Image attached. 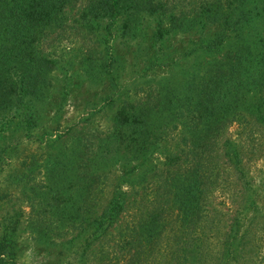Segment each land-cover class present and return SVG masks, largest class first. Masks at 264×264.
<instances>
[{
	"label": "rangeland",
	"instance_id": "1",
	"mask_svg": "<svg viewBox=\"0 0 264 264\" xmlns=\"http://www.w3.org/2000/svg\"><path fill=\"white\" fill-rule=\"evenodd\" d=\"M79 8L61 9L60 24L32 36L48 51L34 55L54 61L41 97L30 109L27 97L0 105V250L14 264H264L259 119L237 117L217 132L214 151L204 148L201 206L192 217L176 214L165 193L168 173L194 164L183 138L187 117L162 111L133 157L123 150L103 154L114 148L119 111L153 103L160 85L178 86L203 68L211 54L201 45L220 25L181 31L156 11L82 20ZM84 165L92 172L66 186L72 168ZM51 179L62 183L59 198L72 203L71 211L60 213L50 199H39ZM81 182L103 191L82 197ZM116 183L119 209L109 214Z\"/></svg>",
	"mask_w": 264,
	"mask_h": 264
},
{
	"label": "trees",
	"instance_id": "2",
	"mask_svg": "<svg viewBox=\"0 0 264 264\" xmlns=\"http://www.w3.org/2000/svg\"><path fill=\"white\" fill-rule=\"evenodd\" d=\"M77 5L82 20H114L122 15L156 11L161 20L181 31L193 29L200 33L207 24L220 25L201 45L211 54L203 68L198 66L191 71L178 86L160 85L153 103H141L128 113V108H122L112 129L114 148L109 150L106 143L98 149V155L107 148L102 151L105 156L123 150L127 157H133L142 150L152 130L150 120L162 111H170L175 118L187 117L189 125L183 138H187V153L194 157V164L184 168L188 172H169L165 193L166 202L174 206L176 214L194 216L201 206L205 180L198 161L204 148L214 151L217 132L237 117L244 120L247 115L259 119V130L264 131V0H0V105H18L27 97L26 109H30V103L41 97L46 74L54 61L34 55L44 40L36 42L31 40L32 36L37 30L60 24V10ZM230 33L233 40L229 42ZM220 44H225L226 49L215 57L213 53ZM86 172H92L86 165L72 168L66 186L73 188L74 181L83 179ZM61 184L47 180L39 199H50L54 209L61 207L60 213L69 212L72 203H62L59 198ZM118 187L116 183L111 190L112 203L105 207L109 214L117 212ZM102 191V185L89 182L76 187L82 197ZM79 209L86 210V206L82 204ZM6 256L8 253L0 250V264H14V259Z\"/></svg>",
	"mask_w": 264,
	"mask_h": 264
}]
</instances>
